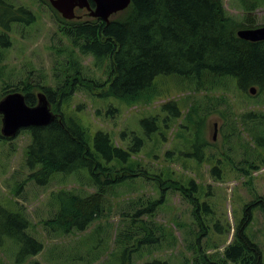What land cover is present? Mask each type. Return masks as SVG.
Returning <instances> with one entry per match:
<instances>
[{"label":"rangeland","instance_id":"rangeland-1","mask_svg":"<svg viewBox=\"0 0 264 264\" xmlns=\"http://www.w3.org/2000/svg\"><path fill=\"white\" fill-rule=\"evenodd\" d=\"M8 1L28 6L37 20L31 26L16 25L13 29V45L4 51L0 62V91L4 82L19 83L26 77L33 82L43 83L47 79L55 84L53 71L64 70L72 55L78 57L84 72L91 77L104 76L103 70L95 67L93 57L81 55L60 31L50 2L49 5L46 0ZM258 1L256 22L264 26V0ZM224 5L229 15L243 18L244 6L240 0H224ZM79 10V19L89 18L86 11ZM195 86L190 80L158 76L153 89L135 101L115 96L98 98L82 88L63 104L66 114L85 127L92 146L98 130L109 132L113 143L126 149L131 145L137 147L134 134L143 137L144 146L132 154L133 162L129 163L150 175L148 180L142 175L133 182L110 187L104 217L82 232H55L47 221L58 210L54 195L60 190H73L82 195L96 190L89 179V168L83 167L71 174L58 172L47 184H39L30 176L36 167L26 158V148L32 141L30 132L21 130L11 140L0 137V203L11 210L22 209L30 221L29 232L45 245L41 253L20 264H33L36 260L42 264H121V231L129 228V214L161 196V188L150 178L163 170L185 184L194 180L193 193L198 199L194 200L198 204L206 203L209 209L199 210L196 216L190 197L175 189L165 190L162 204L150 214H141L154 227L158 241L142 246L131 258L128 255L130 261L124 264H143L154 259L168 264H196L201 251L208 258L222 259L225 249L235 241L237 228L248 210L251 218L246 235L259 246L264 263V146H258L253 139L256 131L264 135V125L256 131L241 125L232 128L221 118L218 107L220 102L225 107L230 101L229 107L235 111L264 112V92L257 90L252 96L249 91L231 84L229 90L227 87L209 93L197 91ZM171 100L180 107L181 115L164 124L167 110L162 106ZM111 106L117 110L108 112ZM192 108L195 113L193 120H189L185 116ZM210 108L214 110L207 114ZM156 114L160 122L153 130L155 124L146 119ZM200 115H205L201 125L196 123ZM198 130L205 141L216 143L215 147L205 146L200 160L196 157L202 156V152L188 156L200 149L196 142ZM216 166L218 173L213 170ZM96 233L102 238L100 242ZM17 248L13 240H5L0 246V264H19L15 255Z\"/></svg>","mask_w":264,"mask_h":264},{"label":"trees","instance_id":"trees-1","mask_svg":"<svg viewBox=\"0 0 264 264\" xmlns=\"http://www.w3.org/2000/svg\"><path fill=\"white\" fill-rule=\"evenodd\" d=\"M46 1L49 4L50 1ZM240 1L244 6L242 19L228 14L224 0H132L125 10L117 13L118 17L114 18L113 15L109 22L90 16L87 19H66L51 8L60 31L81 55H91L95 67L103 70L104 74L100 78L91 77L84 72L78 57L72 55L64 70L53 71L56 73L52 76L56 79L55 84L49 83L47 79L43 83L33 82L32 78L26 77L19 83L6 81L1 86L0 98L19 90L24 93L27 104L32 106L38 102L37 91H43L56 115L47 125L22 129L28 130L32 138L26 148V158L36 169L30 176H34L39 184H47L58 172L71 174L88 167L90 182L96 187L94 192L87 195L73 190H60L54 195L58 210L47 221L53 231L64 234L85 231L93 222L104 217L110 187L133 182L142 175L148 180L150 176L145 169H138L134 163H129L133 162L130 160L132 154L144 146L143 137L134 134L133 141L137 147L131 145L126 149L116 146L109 132L98 130L94 146L91 145L85 127L76 118L68 116L62 107L78 89H86L98 98L115 96L135 101L153 89L158 76H175L194 82L197 91L212 93L226 90L227 87L229 90L232 84L243 91L256 86L258 93L264 92V40L249 41L238 35L240 29L259 27L255 15L259 1ZM91 5L94 6L92 1ZM36 20L37 15L28 6L0 0V62L4 59V51L13 45L12 31L15 26H31ZM229 106L230 101H227L225 107L222 102L218 107L221 118L230 127L241 125L242 128L255 131L263 127L264 112L255 109L235 111ZM162 107L167 110L164 124L181 115L180 107L172 100L165 102ZM114 110L117 109L111 106L108 112ZM194 110L192 108L185 117L193 120ZM213 110L210 108L207 114ZM204 116H198L196 123L203 124ZM146 120L155 124L153 130L160 122L157 114L150 115ZM1 124L0 115V127ZM197 132L196 142L200 149H196L195 154L188 153L191 157L203 153L205 146L215 147L216 144L205 141L199 135V130ZM0 137L7 140L15 138L4 137L1 133ZM253 139L258 146H264L263 134L256 131ZM203 156L204 153L196 159L200 160ZM213 170L218 173V166ZM150 180L161 188V196L149 200L148 204L129 214V228L121 231L120 236L123 238L121 264L130 261L131 255L142 246L158 241L154 227L141 218V214H150L160 206L165 198V190L175 189L183 196L190 197L189 201L196 207L195 213L193 209L196 216L199 210L203 212L209 209L206 203L198 204L194 200L197 199L193 193L194 180L185 184L164 170ZM250 218L251 211L248 210L237 228L235 241L225 249L222 259L208 258L201 251L195 263L264 264L259 246L246 235ZM29 228L30 221L22 209L11 210L0 203V246L7 239L13 240L18 245L15 255L19 264L45 248L44 242L32 235ZM96 237L99 242L102 240L97 233ZM33 264L42 263L36 260ZM143 264L168 263L154 259Z\"/></svg>","mask_w":264,"mask_h":264},{"label":"water","instance_id":"water-1","mask_svg":"<svg viewBox=\"0 0 264 264\" xmlns=\"http://www.w3.org/2000/svg\"><path fill=\"white\" fill-rule=\"evenodd\" d=\"M52 6L66 19L80 17L77 9H87L89 15L109 22L114 14L125 10L132 0H49ZM91 1L94 6L91 5ZM239 37L249 41L264 40V26L243 28L238 31ZM250 92L255 94L257 87ZM38 102L29 105L23 92L16 90L7 93L0 99L2 116L1 134L4 137H15L24 129L32 126H44L55 119L52 103L43 91L37 94Z\"/></svg>","mask_w":264,"mask_h":264},{"label":"flooded vegetation","instance_id":"flooded-vegetation-1","mask_svg":"<svg viewBox=\"0 0 264 264\" xmlns=\"http://www.w3.org/2000/svg\"><path fill=\"white\" fill-rule=\"evenodd\" d=\"M81 10H84V11H86V13H88V14H89V12H88V10H87V9H81ZM77 12H78V10H77Z\"/></svg>","mask_w":264,"mask_h":264}]
</instances>
